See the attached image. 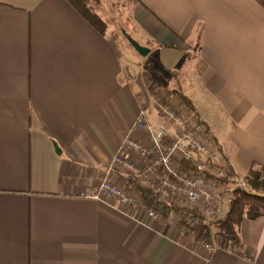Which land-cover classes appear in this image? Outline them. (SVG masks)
Masks as SVG:
<instances>
[{"label":"crops","instance_id":"0c3cea01","mask_svg":"<svg viewBox=\"0 0 264 264\" xmlns=\"http://www.w3.org/2000/svg\"><path fill=\"white\" fill-rule=\"evenodd\" d=\"M125 1L123 35L149 49L131 45L143 59L136 70L102 17L104 0L95 13L105 32L67 0H0V264H264V217L243 220L240 245L212 241L233 252L210 253L113 198L82 196L107 178L137 190L110 169L125 138L149 144L134 129L142 110L164 123L141 74L168 101L182 96L240 179L264 180V8Z\"/></svg>","mask_w":264,"mask_h":264},{"label":"built area","instance_id":"2783aa9c","mask_svg":"<svg viewBox=\"0 0 264 264\" xmlns=\"http://www.w3.org/2000/svg\"><path fill=\"white\" fill-rule=\"evenodd\" d=\"M155 100L164 123L153 124L145 110L135 121L134 129L149 138V144L129 136L124 139L121 150L114 157L111 172L118 171L135 180L138 188L149 189L167 208L177 207L197 212L207 222L226 218L238 188L248 189L245 179H240L232 170L227 157L214 139L208 127L196 114L180 102ZM183 107V108H182ZM135 153L138 161L130 157ZM85 198L115 199L131 211L134 218L144 214L153 223L166 222L179 229L185 236L199 224L193 215L179 214L166 220L141 198L139 190L127 185L119 187L109 178L103 180L93 193L82 194ZM210 253L227 247L215 246L196 240Z\"/></svg>","mask_w":264,"mask_h":264},{"label":"trees","instance_id":"16d2710c","mask_svg":"<svg viewBox=\"0 0 264 264\" xmlns=\"http://www.w3.org/2000/svg\"><path fill=\"white\" fill-rule=\"evenodd\" d=\"M100 32H105L106 23L95 13L92 3L97 0H67ZM264 8V0H256ZM185 101V100H184ZM187 103V102H186ZM188 104V103H187ZM135 184L134 179L129 180ZM245 182L249 189L238 188L225 219L208 223L196 212L180 210L179 208H167L149 189L136 188L141 194L142 200L150 207L157 210L166 220L171 219L176 213L193 215L199 218V224L193 227L191 233L195 240H203L210 244L216 237H221L227 242L241 244L239 235L240 226L244 219L256 220L264 217V180L260 173L250 172ZM136 185V184H135ZM134 185V186H135ZM213 231L215 233H213Z\"/></svg>","mask_w":264,"mask_h":264},{"label":"rangeland","instance_id":"374dc122","mask_svg":"<svg viewBox=\"0 0 264 264\" xmlns=\"http://www.w3.org/2000/svg\"><path fill=\"white\" fill-rule=\"evenodd\" d=\"M104 1L105 3L106 2L107 3L105 4L104 7L105 10L102 12V17H104V19H108L107 21L111 23L113 28H115L114 29L115 33L120 38L119 40L121 41L125 54L124 62L127 64L129 63V66L132 67V69L136 70L139 67V62H142L143 59L138 55V53H135L130 42L127 40V37L123 35V30H126L128 33H130L129 31H131L130 19L129 21L127 20L129 18L127 12V6H125L127 1L125 2H123V0H104ZM98 5H99V0L93 2L92 3L93 9H96ZM140 77L142 78L143 81L148 83L150 88V93L152 95L155 105H157V103H155L156 99L160 100V102L158 103L159 105L161 103H166L168 101V99L162 97L161 94H165L166 92L161 93V91H159L158 88H161L162 90H164V88L160 83H158V81L155 82L154 79H152L147 74H141ZM175 97H176L175 101H171V102L174 103L180 102L182 105L186 106L184 99H182V96H175ZM116 185L123 188V185H119V184ZM134 187L136 188V185ZM180 210H186V209H180ZM179 214L182 213H176L175 216L177 217L179 216ZM208 223H213V222H208ZM213 233L215 232L213 231ZM189 237L195 239L193 234Z\"/></svg>","mask_w":264,"mask_h":264},{"label":"water","instance_id":"95a60500","mask_svg":"<svg viewBox=\"0 0 264 264\" xmlns=\"http://www.w3.org/2000/svg\"><path fill=\"white\" fill-rule=\"evenodd\" d=\"M125 36L127 37L130 44L134 47V49L141 55V56H147L149 54V49L141 46L138 42H136L131 36L127 35L125 33ZM59 152V150H58Z\"/></svg>","mask_w":264,"mask_h":264}]
</instances>
